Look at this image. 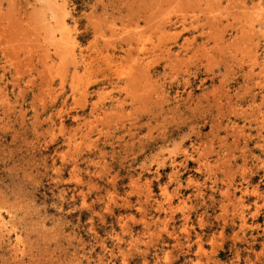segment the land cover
<instances>
[{
    "label": "rangeland",
    "instance_id": "obj_1",
    "mask_svg": "<svg viewBox=\"0 0 264 264\" xmlns=\"http://www.w3.org/2000/svg\"><path fill=\"white\" fill-rule=\"evenodd\" d=\"M261 5L0 0V264H264Z\"/></svg>",
    "mask_w": 264,
    "mask_h": 264
},
{
    "label": "bare ground",
    "instance_id": "obj_2",
    "mask_svg": "<svg viewBox=\"0 0 264 264\" xmlns=\"http://www.w3.org/2000/svg\"><path fill=\"white\" fill-rule=\"evenodd\" d=\"M261 7H262L261 10L263 11V10H264V6L261 5ZM261 15H262V14H261ZM70 51H71V50H70ZM74 52H75V51H74ZM70 54H71V53H70ZM72 59H73V58H72ZM0 224H1L0 227L3 228V227H4V224H3V223H0ZM18 242H19V241H18ZM198 251H199V250H198Z\"/></svg>",
    "mask_w": 264,
    "mask_h": 264
}]
</instances>
